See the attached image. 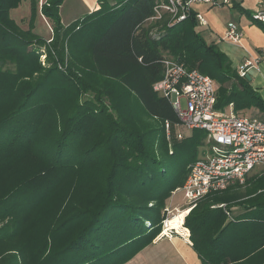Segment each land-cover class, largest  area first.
Here are the masks:
<instances>
[{"label": "trees", "instance_id": "1", "mask_svg": "<svg viewBox=\"0 0 264 264\" xmlns=\"http://www.w3.org/2000/svg\"><path fill=\"white\" fill-rule=\"evenodd\" d=\"M23 1L0 0V264H126L159 236L207 138L176 135L153 90L163 60L214 80L219 111L264 113V101L193 11L177 23L151 20L160 0H97L64 26L66 0H49L48 43L11 18ZM184 227L201 264H264V178L208 195Z\"/></svg>", "mask_w": 264, "mask_h": 264}, {"label": "built area", "instance_id": "2", "mask_svg": "<svg viewBox=\"0 0 264 264\" xmlns=\"http://www.w3.org/2000/svg\"><path fill=\"white\" fill-rule=\"evenodd\" d=\"M47 0H38L42 7ZM155 8V17L160 19L167 13L172 21L186 20L192 7L204 4L211 8L232 7L236 0H160ZM200 26L206 25L201 14L196 13ZM254 20L264 23V14L257 12ZM243 37L236 24H230L225 39L239 44ZM259 64L247 61L238 71L246 78L248 70ZM164 76L153 90L168 100L180 122L187 130H202L210 142L208 156L198 159L189 166L188 176L181 190L188 204L187 215L197 204L210 194L227 190L231 185L245 184L252 177L264 178V121L239 115L231 105L224 111L216 109L217 85L210 77L197 70L189 71L178 61L163 60ZM169 134V123H166ZM181 140L183 136L178 135ZM176 191V192H177ZM178 212V211H177ZM171 214L166 209V219L162 222L160 235L172 236L174 230L168 227Z\"/></svg>", "mask_w": 264, "mask_h": 264}, {"label": "crops", "instance_id": "3", "mask_svg": "<svg viewBox=\"0 0 264 264\" xmlns=\"http://www.w3.org/2000/svg\"><path fill=\"white\" fill-rule=\"evenodd\" d=\"M82 1L84 4L86 3V7L91 12L99 9L97 0H93L92 7L88 4L91 0ZM192 10L201 14L207 23L203 26L199 25L205 42L216 45L230 60L233 69L239 71L247 61L259 62L258 65L254 64L248 70V74L251 77L250 82L253 90L264 101V23L253 19L254 14L259 11L264 14V0H236L232 7L217 8L198 4L193 6ZM230 24H236L243 34L239 44L225 39ZM244 112L246 111L236 114L243 115ZM175 193L176 191L169 199L167 208L178 212L184 211L182 208L185 200L183 203L175 201ZM241 213L239 212V214ZM186 216L187 214L184 216V221ZM126 264H201V261L192 248L190 231L183 224L180 230H174L172 236L167 237L166 234L158 236L152 244Z\"/></svg>", "mask_w": 264, "mask_h": 264}, {"label": "rangeland", "instance_id": "4", "mask_svg": "<svg viewBox=\"0 0 264 264\" xmlns=\"http://www.w3.org/2000/svg\"><path fill=\"white\" fill-rule=\"evenodd\" d=\"M48 1L49 0H47L45 4H48ZM92 2H93V0H91V2L88 3L90 5V7H92ZM31 3H32L31 0L23 1L22 4L18 8L11 10L10 16L25 31H28L31 28V24H33V33L40 36L45 41H48L50 39L48 41V43H50L51 39L53 37V30H52L53 24L50 20L46 19V17L42 15L41 9L43 6L41 7L39 5V3H38L39 8L37 9L36 13L33 15ZM85 4L83 3L82 0H66L60 9V15H61L63 25L68 26L77 20L85 18L87 16L88 12H91L86 7ZM40 61L42 62V65L45 68L51 67V63H47L46 57H44V56L41 57ZM65 66L67 67V62H66ZM60 68H61V70H64V67H60ZM243 115L264 121V113L259 111L258 109H255L252 111L248 110V111L244 112ZM179 134H181L184 138V137L190 136L191 131L187 130L183 126H178L176 128V135H179ZM209 147H210V142H209V139L207 137L204 140V146H202L199 149L198 159L208 156ZM246 184H247V181L245 184L240 185V186H242V190L246 188ZM174 200L179 202V203L184 202V195H183L181 190H179L175 193V199ZM167 203H169V199L166 202V208H167ZM187 205L188 204L186 202H184L182 209L185 210L187 208ZM234 210H235L234 215H238L239 212H242V210H240L238 208H236ZM169 211L171 212V214H168L169 218L172 217L173 215H176L177 213H179L176 210L173 211L171 208H169ZM180 212H184V211L180 210ZM183 224H184V222H183ZM183 224H182V226H183Z\"/></svg>", "mask_w": 264, "mask_h": 264}, {"label": "bare ground", "instance_id": "5", "mask_svg": "<svg viewBox=\"0 0 264 264\" xmlns=\"http://www.w3.org/2000/svg\"><path fill=\"white\" fill-rule=\"evenodd\" d=\"M185 214L186 213L184 212L177 213L172 219L169 220L168 227L171 228L172 230H176V229L180 230L182 228Z\"/></svg>", "mask_w": 264, "mask_h": 264}, {"label": "water", "instance_id": "6", "mask_svg": "<svg viewBox=\"0 0 264 264\" xmlns=\"http://www.w3.org/2000/svg\"><path fill=\"white\" fill-rule=\"evenodd\" d=\"M246 78H247L248 81H251V77L249 75L246 76Z\"/></svg>", "mask_w": 264, "mask_h": 264}]
</instances>
